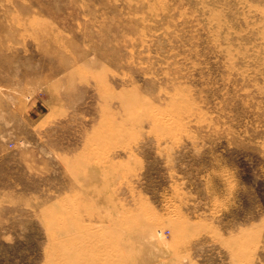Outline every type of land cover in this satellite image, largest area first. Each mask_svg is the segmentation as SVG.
<instances>
[{"label": "rangeland", "instance_id": "obj_1", "mask_svg": "<svg viewBox=\"0 0 264 264\" xmlns=\"http://www.w3.org/2000/svg\"><path fill=\"white\" fill-rule=\"evenodd\" d=\"M0 264H264V0H0Z\"/></svg>", "mask_w": 264, "mask_h": 264}]
</instances>
